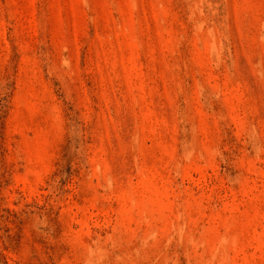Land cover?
<instances>
[{"label": "rangeland", "instance_id": "1", "mask_svg": "<svg viewBox=\"0 0 264 264\" xmlns=\"http://www.w3.org/2000/svg\"><path fill=\"white\" fill-rule=\"evenodd\" d=\"M0 264H264V0H0Z\"/></svg>", "mask_w": 264, "mask_h": 264}]
</instances>
